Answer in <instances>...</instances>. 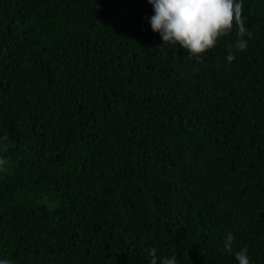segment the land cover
I'll use <instances>...</instances> for the list:
<instances>
[{
	"label": "trees",
	"instance_id": "trees-1",
	"mask_svg": "<svg viewBox=\"0 0 264 264\" xmlns=\"http://www.w3.org/2000/svg\"><path fill=\"white\" fill-rule=\"evenodd\" d=\"M154 14L0 0V260L238 264L231 232L264 264V0L231 64L235 30L197 63Z\"/></svg>",
	"mask_w": 264,
	"mask_h": 264
},
{
	"label": "clouds",
	"instance_id": "clouds-1",
	"mask_svg": "<svg viewBox=\"0 0 264 264\" xmlns=\"http://www.w3.org/2000/svg\"><path fill=\"white\" fill-rule=\"evenodd\" d=\"M154 8L150 18L152 31L160 35L164 45H179L187 53V59H195L202 63V57L215 49L224 37L234 30L237 39L229 44L227 62L231 64L236 52H244L248 48V40L253 38L246 27L244 16V0H148ZM247 38V39H246ZM0 140H7L2 137ZM6 150V147H5ZM6 161L0 158V168ZM234 236L226 234L222 251L235 256L238 264H250L248 249L233 252ZM150 264H158L157 249L150 248ZM0 264H12L8 259L0 260ZM160 264H177L175 256L165 257Z\"/></svg>",
	"mask_w": 264,
	"mask_h": 264
}]
</instances>
